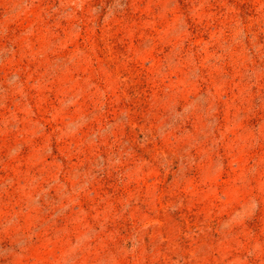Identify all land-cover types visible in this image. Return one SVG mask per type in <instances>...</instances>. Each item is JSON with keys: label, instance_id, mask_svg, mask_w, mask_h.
<instances>
[{"label": "rangeland", "instance_id": "obj_1", "mask_svg": "<svg viewBox=\"0 0 264 264\" xmlns=\"http://www.w3.org/2000/svg\"><path fill=\"white\" fill-rule=\"evenodd\" d=\"M0 264H264V0H0Z\"/></svg>", "mask_w": 264, "mask_h": 264}]
</instances>
